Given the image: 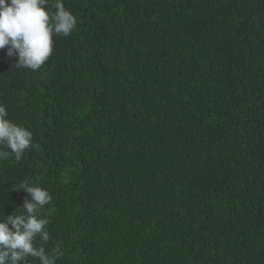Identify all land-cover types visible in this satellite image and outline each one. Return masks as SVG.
<instances>
[{"label": "trees", "instance_id": "16d2710c", "mask_svg": "<svg viewBox=\"0 0 264 264\" xmlns=\"http://www.w3.org/2000/svg\"><path fill=\"white\" fill-rule=\"evenodd\" d=\"M62 2L77 26L41 68L0 50L33 133L0 157V218L28 182L56 264H264V0Z\"/></svg>", "mask_w": 264, "mask_h": 264}, {"label": "clouds", "instance_id": "9594fccd", "mask_svg": "<svg viewBox=\"0 0 264 264\" xmlns=\"http://www.w3.org/2000/svg\"><path fill=\"white\" fill-rule=\"evenodd\" d=\"M76 26L77 18L62 0L51 5L48 0H0V50L7 48L9 57H18L17 68H41L53 53V37L68 36ZM8 117L6 105L0 103V157L11 154L19 161L32 148L33 133ZM16 187L30 198L22 208L0 218V264H28L29 258L56 264L63 253L44 247L51 237L45 230L50 220L43 210L51 204L52 194L28 182Z\"/></svg>", "mask_w": 264, "mask_h": 264}]
</instances>
